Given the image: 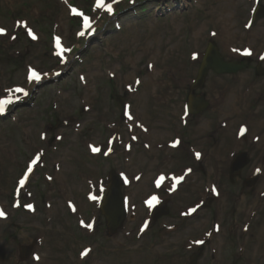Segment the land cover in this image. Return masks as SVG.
Segmentation results:
<instances>
[{"label": "rangeland", "instance_id": "rangeland-1", "mask_svg": "<svg viewBox=\"0 0 264 264\" xmlns=\"http://www.w3.org/2000/svg\"><path fill=\"white\" fill-rule=\"evenodd\" d=\"M256 3L124 0L115 14H107L94 6L95 0H0V98H21L10 115L0 118V264H12L18 245L45 232L43 264H78L81 248L88 245L93 254L79 264H169L180 241L203 230L217 234L220 259L216 262L207 252L201 264H264V73L257 71L261 59L264 69V18L248 25ZM71 4L86 8L95 33L78 36L85 14L70 9ZM210 40L225 59L249 52L251 58L236 75L208 73L195 93H202L210 107L192 119L185 115L186 96ZM31 70L42 73L47 83L30 80ZM18 87L27 96L16 92ZM128 109L143 118H130ZM216 129L219 133L209 141ZM179 135L197 144L187 147L200 151L197 160L192 158L199 165L188 151L170 145ZM156 140L161 147L154 152ZM168 141L169 151L160 153ZM92 145L100 151L94 153ZM239 147L252 162L232 175L226 159ZM42 152L46 164L31 174L25 189L16 191L18 178ZM165 153L173 158L170 164L162 159ZM194 166L198 170L190 179L173 186L177 168L185 172ZM259 169L260 181L245 191L244 178ZM110 170L124 173V193L137 205L127 227H139L145 217V191L170 197V214L162 219L180 222V230L165 233L155 222L139 236L129 238L124 230L115 239L122 247L108 242L97 199ZM171 170L170 183L157 188L156 174ZM48 174L58 191L62 188L60 197L46 185ZM48 192L54 197L49 198L54 204L51 224L43 211ZM209 197V208L196 219L177 218L182 207ZM19 202L24 207L32 203L33 209L14 208ZM95 221L94 231L80 226ZM233 221L236 233L230 234ZM240 242L247 248L239 260Z\"/></svg>", "mask_w": 264, "mask_h": 264}, {"label": "water", "instance_id": "water-1", "mask_svg": "<svg viewBox=\"0 0 264 264\" xmlns=\"http://www.w3.org/2000/svg\"><path fill=\"white\" fill-rule=\"evenodd\" d=\"M264 16V8H261L257 14V17ZM242 68L240 64L235 62H228L221 58L219 49L215 44H212L207 50V54L204 58L202 69L200 72V78L198 83L202 85L204 83L205 77L209 69H213L218 73H235L237 70ZM199 106L195 112L202 110L208 103L200 97ZM243 163H239L237 167L242 166ZM111 185L107 194L105 207L103 212L107 215L109 220V225L112 229H116L121 226L124 219V210H123V197L121 191V184L119 177L113 173L111 179Z\"/></svg>", "mask_w": 264, "mask_h": 264}, {"label": "snow or ice", "instance_id": "snow-or-ice-1", "mask_svg": "<svg viewBox=\"0 0 264 264\" xmlns=\"http://www.w3.org/2000/svg\"><path fill=\"white\" fill-rule=\"evenodd\" d=\"M116 2V0H113V3H115ZM130 2H131V0H130ZM96 5H97V7H99V8H105L106 9V11L109 13V14H112L113 13V5H112V3H105V0H96ZM73 11H76L75 9H73ZM85 24L86 25H88L89 27H90V24H89V21H88V18L87 17H85ZM4 31V29H2V28H0V32H3ZM81 35H83L84 33H80ZM59 40V38H57V41ZM247 51V50H246ZM250 54V53H249ZM29 79L31 80V79H34V80H39L40 79V74L39 73H37L35 70H31L30 71V75H29ZM15 91L16 92H22V93H24L25 95H27V92L25 91V89L24 88H20V87H18V88H16L15 89ZM11 102V100L10 99H6V100H0V111H4V105H6V104H9ZM242 131H243V129H242ZM93 151H100V149H98V148H94L93 149ZM200 154L199 153H197V156H199ZM164 179V177L163 176H161L157 181H156V183H157V185L159 186V184H160V182L162 181ZM180 179H183V177H180ZM20 183L21 184H23L24 183V181L23 180H21L20 181ZM92 199H96V197L95 196H93L92 197ZM154 202H157V198L155 197V196H152L148 201H147V203L151 206ZM28 207H31V205H28ZM193 211H194V209H193ZM2 215H4V213L3 212H0V216H2ZM89 227H91V225H89Z\"/></svg>", "mask_w": 264, "mask_h": 264}, {"label": "bare ground", "instance_id": "bare-ground-1", "mask_svg": "<svg viewBox=\"0 0 264 264\" xmlns=\"http://www.w3.org/2000/svg\"><path fill=\"white\" fill-rule=\"evenodd\" d=\"M152 49V48H151ZM158 56L159 55H161V52H159L158 54H157ZM158 83V81L155 79V81H153L152 82V84L154 85V84H157ZM153 87V86H152ZM229 99H230V97H229ZM227 101H228V99H227ZM227 101H226V103H227ZM229 102V101H228ZM233 105V104H232ZM232 108H233V106H232ZM8 115V114H7ZM235 124V123H234ZM149 136H150V133L148 134Z\"/></svg>", "mask_w": 264, "mask_h": 264}, {"label": "flooded vegetation", "instance_id": "flooded-vegetation-1", "mask_svg": "<svg viewBox=\"0 0 264 264\" xmlns=\"http://www.w3.org/2000/svg\"><path fill=\"white\" fill-rule=\"evenodd\" d=\"M187 238V237H186ZM185 239V238H184ZM183 240V239H182Z\"/></svg>", "mask_w": 264, "mask_h": 264}]
</instances>
